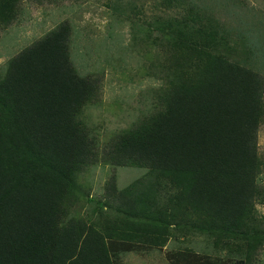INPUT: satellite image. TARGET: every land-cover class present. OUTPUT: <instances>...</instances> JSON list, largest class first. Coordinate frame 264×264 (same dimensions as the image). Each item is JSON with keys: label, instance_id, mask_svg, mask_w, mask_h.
<instances>
[{"label": "trees", "instance_id": "16d2710c", "mask_svg": "<svg viewBox=\"0 0 264 264\" xmlns=\"http://www.w3.org/2000/svg\"><path fill=\"white\" fill-rule=\"evenodd\" d=\"M236 1L160 0L177 9L151 27L162 106L102 148L82 119L99 84L75 68L67 22L9 59L0 77V264H123L121 254L160 248L172 229L207 232L231 253L216 263L183 248L171 264H257L264 19L242 18ZM18 2L0 0V25ZM98 163L112 167L102 221L75 214L78 175ZM117 167L146 172L119 188Z\"/></svg>", "mask_w": 264, "mask_h": 264}, {"label": "rangeland", "instance_id": "374dc122", "mask_svg": "<svg viewBox=\"0 0 264 264\" xmlns=\"http://www.w3.org/2000/svg\"><path fill=\"white\" fill-rule=\"evenodd\" d=\"M236 2L242 18L264 19V0ZM17 9L14 20L0 25V77L9 59L60 23L67 22L71 28L69 53L75 68L81 75L96 78L99 84L97 96L85 106L82 119L96 136L100 148L120 130L161 108L162 81L157 69L161 51L154 43L151 27L155 17L174 15L177 9L167 11L160 0H19ZM143 28L151 33L147 39L141 35ZM238 46L242 50L239 42ZM258 151L264 159V116L258 131ZM111 169L108 164L98 163L80 172L77 181L82 195L75 206L76 215H93L100 221L111 215L108 208L102 215L98 208L99 202L105 200L103 189ZM115 170L119 188L146 172L145 168L138 167ZM256 208L264 220V205L258 203ZM170 231L164 246L123 253L121 261L123 264H171L172 252L189 248L217 263L231 253L207 232ZM256 263L264 264V244L257 251Z\"/></svg>", "mask_w": 264, "mask_h": 264}]
</instances>
